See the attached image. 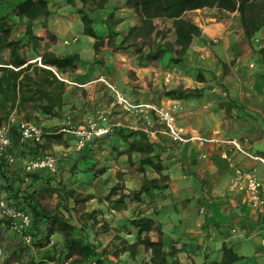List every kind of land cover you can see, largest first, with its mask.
Masks as SVG:
<instances>
[{"label":"crops","instance_id":"0c3cea01","mask_svg":"<svg viewBox=\"0 0 264 264\" xmlns=\"http://www.w3.org/2000/svg\"><path fill=\"white\" fill-rule=\"evenodd\" d=\"M74 25L68 32V25L54 29L57 36L54 41L47 37L40 40L39 53L45 50L59 56L76 53L81 60L77 69L61 75L67 85L60 116H40L39 124L50 133L60 131L69 118L76 125L94 118L99 126L109 128L107 139L100 141L102 146L97 151L103 156L107 170L92 181L94 186L89 192L107 194L118 182V172L127 188L139 189L143 174L130 167L127 155L118 156L116 152L126 149L137 136L124 140L118 134L119 129L143 130L156 149L161 148L165 173L170 176L167 188L153 190L144 197L155 210L146 216L161 223L164 248L169 250L173 245L183 264L223 261L264 264V204L253 207L245 191L230 189L236 168L253 170L264 198V61L260 53L264 43L253 48L241 28L237 33L228 31L227 22L216 21L206 27L203 35L207 39L221 37L219 44L210 48L204 40L194 38L184 60L163 69L158 60H153L154 64L146 63L145 58H137L138 52L112 49L107 41L100 47L101 55L99 51L95 53V39L83 33L82 21ZM145 53L141 54L145 57ZM8 55L6 51L5 56ZM100 56L104 57L105 66L93 63ZM33 57L31 61L39 62L38 53ZM117 70L122 76L115 81ZM129 72H135V76L131 77ZM198 73L204 75V81L197 79ZM107 82H115L133 105H177L176 125L186 136L197 138L181 143L173 141L153 110L140 106L127 107L125 111L117 107ZM163 85L169 89L201 88L202 93L177 98L163 94ZM104 114L106 119L100 117ZM63 133L66 142L69 138L75 142L72 133ZM98 144L94 145L96 149ZM58 145L62 147V143ZM67 153L73 152L61 155ZM139 157V153H133L134 167ZM147 175L158 176L152 168L147 169ZM201 207L205 213H201ZM149 235L153 240L158 239L157 230ZM134 240L135 237L129 242ZM140 251H145L143 245L137 247L136 253ZM148 252L150 260L151 251ZM123 253L125 258L131 256L128 251ZM234 256L238 258L231 259Z\"/></svg>","mask_w":264,"mask_h":264},{"label":"trees","instance_id":"16d2710c","mask_svg":"<svg viewBox=\"0 0 264 264\" xmlns=\"http://www.w3.org/2000/svg\"><path fill=\"white\" fill-rule=\"evenodd\" d=\"M79 1L81 5L77 10L83 23V33L95 39V53L105 41L112 49L125 48L130 41V45H135L137 52L140 53H143L146 46V60H159L169 55L172 62L179 63L184 60L193 35L200 34L197 25L181 19L176 20L174 41L168 39L165 32L159 28L152 38L151 35L143 33L140 26L131 27L128 34L116 41L114 23L109 22L114 13L111 12L109 17L104 19L107 34L96 30L94 26L97 21L93 14L95 9L103 8L109 0ZM69 2L73 4L74 0ZM52 4L51 0H0V121L6 119L13 111L19 116L10 127L11 144L8 148L10 153L16 155L17 160L9 163L4 157L0 159V197H4L10 206L25 210L31 217L27 228L31 241L27 244L11 229L10 217L0 214V264H105L106 249L100 250L99 245L90 239L86 226L70 220L60 208L48 207L43 200L47 196L58 195L78 205L97 197L93 193L78 190L75 185H69L68 182L70 180L74 182L79 173L83 178L94 180L106 172L107 167L103 159L97 157V151L102 146L100 141L106 140L109 132L92 138L83 148L73 151L72 154L57 155L55 172L46 169L27 171L23 163V159L35 158L48 151V147L53 143L66 142L63 131L48 133L44 130L42 143L30 141L22 143L20 121L32 120L39 124L40 116H60L65 103L67 83L58 77L54 69L60 75L72 72L77 69V63L81 60L76 53L64 56H59L51 50L39 53L42 37L35 33L34 22L48 18L53 12ZM128 4L135 7L143 16L144 22L154 15L164 14L177 18L187 9L218 4L229 11L240 12L241 23L248 37L264 26V9L261 14L258 12L254 15L251 0H129ZM21 25L24 28L20 31L17 27ZM51 40L54 41L55 37L51 36ZM6 51L9 52L8 57L5 56ZM27 51L30 52L29 55ZM37 53L41 64L38 61H31ZM260 53L264 61V46L260 48ZM223 66L226 68L227 65L223 63ZM197 79L204 81L205 77L198 73ZM201 93V88H174L165 92L166 95H174L177 98L199 96ZM118 134L124 140L137 135L129 141L128 147L124 150H117L115 145L112 147L117 150V155L128 156L130 167L141 172L143 180L139 189L122 192L119 173L118 182L109 189L104 199L110 200L117 195L116 202L122 203L131 196L145 202L143 194L165 189L170 183V176L165 173L166 166L161 158V148L156 149L155 144L143 130L119 129ZM97 142L99 144L96 149L94 145ZM134 152L140 154L136 167L132 159ZM149 168L158 176L149 177L147 175ZM65 209L70 210L67 205ZM130 224L135 229V240L129 242L122 239L120 247L114 251L117 256L126 251L134 256L137 247L143 245L145 250L151 251L148 264H183L173 245L169 250L164 248L160 222L141 214L132 218ZM153 230L158 231L157 240H153L149 235ZM54 236H58L60 241L52 246V250H46L41 258L36 260L30 253V248L51 245ZM237 258L238 256H234L231 259ZM216 264H226V261Z\"/></svg>","mask_w":264,"mask_h":264},{"label":"rangeland","instance_id":"374dc122","mask_svg":"<svg viewBox=\"0 0 264 264\" xmlns=\"http://www.w3.org/2000/svg\"><path fill=\"white\" fill-rule=\"evenodd\" d=\"M128 1L129 0H109V2L103 8L95 9L93 14L97 18V21L94 25L96 30L100 31L103 34H107L108 29L104 22V19L108 18L109 14L112 12L114 13V17L110 19L109 22H112V24L114 23L113 30L117 33L116 41H119L125 34H128L130 28L133 26H140L141 31L143 33L151 35L152 38L155 37L156 29L159 28L165 32L168 39L174 41L176 38V20L178 21L182 19L194 23L200 29V34L193 35L192 41L194 38H200L204 40V42L210 48L219 44L221 41V37L215 36L213 38L207 39L204 38L203 33L206 27L211 26V24L216 21L227 22L229 27L226 30L228 31L231 30L232 32L237 33V30L241 28L244 37L249 40L253 48L259 47L264 43V38H261V32L264 31V26L261 29L255 31L250 37H248L245 34L244 28L242 26L241 15L238 10L229 11L223 7H220L218 4L204 5L197 8L187 9L177 18H171L164 14H159L148 17L146 22H144L143 16L137 12L134 6L128 4ZM51 2L53 3V14L51 15V17L39 19L38 21L34 22L35 33H39L42 39H45L47 37L51 40V36H54L56 38L57 36L53 32L54 29H63L68 25L69 27L66 30L68 32L70 26H75L74 23H77V21L81 20L80 13L77 10L81 5L79 0H74L73 4H71L69 0H51ZM251 6L255 11L254 15L258 12L261 14L262 10L264 9V0H251ZM69 18L71 20L68 21ZM17 28L21 31L20 27ZM228 31L225 34H227ZM127 45L128 46H126L125 49H131L132 51L137 52L136 46L130 45V41L127 42ZM144 49L145 51L147 50L146 46L144 47ZM145 51L143 50L142 52ZM101 52L102 49L100 48L98 53L101 55ZM174 53L176 54L177 52L175 51ZM138 56H140L137 57L139 60L145 58L144 55L140 52H138ZM103 59L104 57L100 56L99 60L95 59L93 63L105 66V60ZM145 61L146 63L154 64L153 60ZM157 62L163 69H169L170 66L173 67L176 64L171 61L169 55L164 56ZM108 68L110 70L109 74H112L111 72L113 71H111V67L109 66ZM114 74H116L115 81L117 79H121L122 74L119 70L114 72ZM129 74L131 77L135 76V72H129ZM113 84L118 90L119 94L115 93L110 87L109 88L114 93L115 97L113 98L117 101V107L120 106L125 111H128L125 102H123L122 100H128L127 97L124 95L121 88L115 84V82H113ZM167 89H169V87L163 85V94H165ZM215 96L216 95H210V97ZM119 97H122V99ZM91 120L95 121V119L92 118L79 125H85ZM72 124L76 125L73 123V121ZM161 124L163 125V123ZM69 133L71 134V132ZM74 139L76 141V138ZM70 141L72 140H70L69 138L67 142L62 143V147H58V143H54L52 146L48 147V151L54 153L55 155H61L66 151L73 152L75 151V142L72 143ZM67 148L69 150H67ZM97 155L99 159H103L102 155ZM119 173L120 172L117 173V177ZM92 181L93 180H90V178H83V175L79 173L76 176V180L74 182L70 180L68 183L69 185H75L78 190L84 193H90L89 191L94 186V183ZM120 184L123 187L122 192L133 191V189H129L125 186L122 174ZM105 195L106 194H98L96 198L89 199L87 202L78 205H74L73 201H67L66 199H64L63 197L61 198L58 195L52 197L47 196L43 200V202L50 208H60L70 220L86 226L87 230L89 231L90 239L99 245L100 250L103 248L106 249L105 257H107V261L105 262V264H148L149 252L146 250L140 251L134 256L128 255L127 258L123 256V252H121L119 256H117L114 251L118 247H120L122 239H126L128 241L134 239L135 229L130 224V220L141 214H153L155 210L152 209L151 206H149V202H141L131 196L126 198L122 203H118L115 200L118 197L117 195L113 196L110 200L104 199ZM145 195L146 194H143L142 197L144 198ZM100 196L102 197L101 199L98 198ZM65 205H67L70 210L65 209ZM147 211L149 212L147 213ZM52 239L53 243L51 245L45 246L43 248H30V253L35 257L36 260L40 259L41 255L46 250H52V246L56 242L60 241V238L58 236H54ZM6 242L7 241H5V243Z\"/></svg>","mask_w":264,"mask_h":264},{"label":"built area","instance_id":"2783aa9c","mask_svg":"<svg viewBox=\"0 0 264 264\" xmlns=\"http://www.w3.org/2000/svg\"><path fill=\"white\" fill-rule=\"evenodd\" d=\"M39 64H41L40 57ZM1 65V64H0ZM55 73L59 78H62L61 75L54 69ZM65 80L64 78H62ZM108 86L117 94H119L116 87L107 82ZM122 99V97H119ZM125 102L126 108L131 107L138 109L140 106L151 109L156 114L158 120L163 123L166 128L167 134L173 141L176 142H186L190 139L197 137L186 136L184 131L176 125V111L178 109L177 105L171 107H165L162 105H133L128 102L126 99H122ZM18 113L13 111L9 116L0 121V159L6 158L9 163H14L17 160L15 154H12L8 151V148L11 144V139L9 136V131L11 125L17 121ZM103 119H106V115H101ZM60 131L71 132L74 134L75 141V150H79L85 146V144L96 136H101L109 132L108 127L99 126L97 121L91 120L85 125H73L70 119H67L65 125L60 129ZM44 129L42 125L37 124L32 120H22L20 121V141L25 143L27 141L34 143H42L44 139ZM237 149L242 151L241 146L238 143H235ZM57 155L49 151H45L43 154L31 158L23 159L24 166L27 171L34 169H46L50 172H55L57 170ZM260 181L253 170H244L242 168H236L234 177L230 183V189L232 190H242L245 191L248 202L253 207H259L264 204V198L261 196L260 192ZM201 213H205V208L201 207ZM0 214L10 217V227L11 229L22 238L24 243H30L31 236L27 234V228L30 225L31 217L28 212L21 208L10 206L9 202L4 198L0 197ZM53 243V239L51 244ZM67 264V263H66Z\"/></svg>","mask_w":264,"mask_h":264}]
</instances>
